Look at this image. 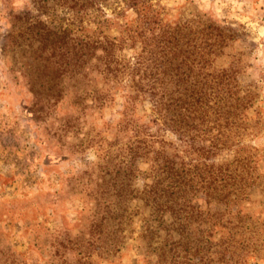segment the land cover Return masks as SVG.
I'll list each match as a JSON object with an SVG mask.
<instances>
[{
	"label": "rangeland",
	"instance_id": "obj_1",
	"mask_svg": "<svg viewBox=\"0 0 264 264\" xmlns=\"http://www.w3.org/2000/svg\"><path fill=\"white\" fill-rule=\"evenodd\" d=\"M151 20L181 27L205 63L196 71L228 83L231 146L212 160L245 167V235L260 255L251 264H264V0H0V264H159L165 233H146L142 200L129 194L124 210L105 212L107 197L119 199L120 161H130L133 132L119 125L130 80L106 78L95 55L75 74L56 35L114 41L116 59L135 62ZM137 111L148 121L150 100ZM137 164L144 172L129 182L142 190L148 162Z\"/></svg>",
	"mask_w": 264,
	"mask_h": 264
},
{
	"label": "trees",
	"instance_id": "obj_2",
	"mask_svg": "<svg viewBox=\"0 0 264 264\" xmlns=\"http://www.w3.org/2000/svg\"><path fill=\"white\" fill-rule=\"evenodd\" d=\"M152 22L139 33L143 42L136 61L128 63L116 59L115 49L122 45L114 41L73 36L67 45L61 42L65 36L59 31L56 34L57 50L68 55L75 74L84 70L95 55L99 57L96 69L106 78L124 73L133 89L125 94L119 121L122 130L130 127L133 132L124 148L130 161H120V179L115 188L119 199L114 203L107 197L105 212L123 209L120 203L127 201L129 194L142 200L149 208L146 233L152 238L165 233L159 264H251L260 255L257 244L253 245L257 243L252 242L253 235H245L246 169H231L229 162L212 160L231 146L222 137L227 110L220 91L228 83L196 71L201 64L197 59L198 45L189 37L183 40L181 27L152 26ZM98 50L102 52L100 56L96 55ZM88 67L90 72L93 67ZM214 86L219 87L216 96ZM143 98L152 104L153 115L148 121L137 111ZM167 131L176 140L166 139ZM139 158L148 162V180L142 190L131 188L129 182L131 176L144 172L137 164ZM213 202L224 203L228 209L214 210ZM237 204L241 205L233 212L230 206ZM216 253L220 256L216 257Z\"/></svg>",
	"mask_w": 264,
	"mask_h": 264
}]
</instances>
